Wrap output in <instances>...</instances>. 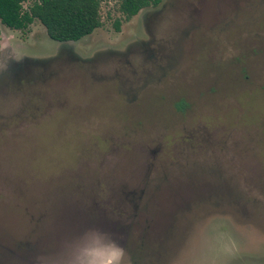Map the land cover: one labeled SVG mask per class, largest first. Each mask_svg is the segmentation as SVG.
<instances>
[{
    "label": "rangeland",
    "instance_id": "rangeland-1",
    "mask_svg": "<svg viewBox=\"0 0 264 264\" xmlns=\"http://www.w3.org/2000/svg\"><path fill=\"white\" fill-rule=\"evenodd\" d=\"M119 2L0 22V264H264V0Z\"/></svg>",
    "mask_w": 264,
    "mask_h": 264
},
{
    "label": "trees",
    "instance_id": "trees-1",
    "mask_svg": "<svg viewBox=\"0 0 264 264\" xmlns=\"http://www.w3.org/2000/svg\"><path fill=\"white\" fill-rule=\"evenodd\" d=\"M105 1L0 0V22L11 30L25 31L39 21L53 41L79 42L103 26L101 8ZM162 1L120 0L118 11L128 21L146 8L159 6ZM25 3H28L27 8ZM114 25L116 31H120V20Z\"/></svg>",
    "mask_w": 264,
    "mask_h": 264
},
{
    "label": "water",
    "instance_id": "water-1",
    "mask_svg": "<svg viewBox=\"0 0 264 264\" xmlns=\"http://www.w3.org/2000/svg\"><path fill=\"white\" fill-rule=\"evenodd\" d=\"M2 43H3V35H2V33L0 32V47H1Z\"/></svg>",
    "mask_w": 264,
    "mask_h": 264
},
{
    "label": "flooded vegetation",
    "instance_id": "flooded-vegetation-1",
    "mask_svg": "<svg viewBox=\"0 0 264 264\" xmlns=\"http://www.w3.org/2000/svg\"><path fill=\"white\" fill-rule=\"evenodd\" d=\"M153 8H154V7H153ZM146 9H147V8H146ZM72 46H73V44H72ZM16 69H17V68H16ZM16 69H15V70H16ZM15 70H14L13 72H15ZM11 72H12V71H11ZM0 85H1V81H0Z\"/></svg>",
    "mask_w": 264,
    "mask_h": 264
},
{
    "label": "clouds",
    "instance_id": "clouds-1",
    "mask_svg": "<svg viewBox=\"0 0 264 264\" xmlns=\"http://www.w3.org/2000/svg\"><path fill=\"white\" fill-rule=\"evenodd\" d=\"M121 255H122V250H121Z\"/></svg>",
    "mask_w": 264,
    "mask_h": 264
}]
</instances>
